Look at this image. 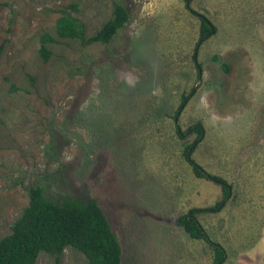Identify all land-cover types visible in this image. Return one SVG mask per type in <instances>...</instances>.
Here are the masks:
<instances>
[{"label":"rangeland","instance_id":"1","mask_svg":"<svg viewBox=\"0 0 264 264\" xmlns=\"http://www.w3.org/2000/svg\"><path fill=\"white\" fill-rule=\"evenodd\" d=\"M74 3L87 36L115 3L129 19L108 44L59 37L56 19ZM190 5L216 26L199 47L201 73L200 18L185 0H0V239L41 186L51 199L96 200L123 264H215L210 244L176 222L223 195L184 155L201 122L192 157L232 197L195 216L225 249L222 264H264V0ZM44 33L55 38L47 60ZM36 264L88 259L66 247Z\"/></svg>","mask_w":264,"mask_h":264},{"label":"trees","instance_id":"2","mask_svg":"<svg viewBox=\"0 0 264 264\" xmlns=\"http://www.w3.org/2000/svg\"><path fill=\"white\" fill-rule=\"evenodd\" d=\"M193 0H185L186 7L200 18V36L195 44L192 55L193 62L201 73V63L198 51L201 43L215 33L216 26L204 14L195 10L190 4ZM69 10H63L56 19L55 32L62 38L79 39L86 44H108L129 19L127 9L120 3L114 4L113 15L94 34L87 36L77 3L69 5ZM55 38L44 33L41 36L40 55L47 60L51 55L49 44ZM194 95V89L183 93L176 109L175 119ZM197 132L195 140L185 148L184 155L192 166L197 177L213 180L223 191L220 200L207 207H195L177 217L179 226L194 239L206 240L214 251L215 264H222L226 259L225 249L220 243L213 241L205 228L196 218V212H218L232 197V184L225 178L207 172L201 164L192 157L198 143L204 137V127L198 122L189 127ZM180 136L183 133L180 132ZM66 247H72L82 252L88 259V264H123L122 246L113 231L104 210L94 199L79 200L69 196L62 200L46 197L41 186L29 189V203L22 214L15 220L9 234L0 239V264H36L41 252L50 255L60 254Z\"/></svg>","mask_w":264,"mask_h":264}]
</instances>
